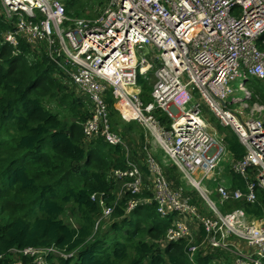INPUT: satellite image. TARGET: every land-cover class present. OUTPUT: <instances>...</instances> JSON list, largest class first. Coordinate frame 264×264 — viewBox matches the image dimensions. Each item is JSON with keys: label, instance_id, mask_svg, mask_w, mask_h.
I'll return each instance as SVG.
<instances>
[{"label": "built area", "instance_id": "2783aa9c", "mask_svg": "<svg viewBox=\"0 0 264 264\" xmlns=\"http://www.w3.org/2000/svg\"><path fill=\"white\" fill-rule=\"evenodd\" d=\"M0 14L11 22L3 39L15 46L21 37L32 47H42L62 72L63 82L88 102L89 113L81 122L84 138L100 136L122 147L124 166L112 167L108 174L119 182L121 195L131 194L125 212L150 200L161 216L173 211L162 238H186L189 259L200 244L233 248L232 264L264 259V213L249 219L240 206L220 208L230 200H253L254 181H247L244 191L221 182L211 189L205 184L214 165L229 154L222 135L199 107L204 104L217 124L229 127L243 145L242 157L230 161L231 168L243 175L251 169L264 190V110L262 116H252L241 105H229L236 97L232 80L239 78L240 90L248 77L264 80V0H103L100 10L88 17L67 14L63 0H0ZM148 72L152 83L145 101L136 76ZM107 90L118 97L127 119L144 130V172L128 157L125 138L110 126ZM156 109L171 118L168 125L156 117ZM150 138L203 199L202 208L166 177ZM143 189L150 194L132 196ZM91 198L101 216L111 214L118 199L106 204L98 193ZM190 222L202 230L199 242ZM230 238L243 241L245 250L235 249ZM17 251L25 259L14 257L10 264H47V253L65 254L53 245Z\"/></svg>", "mask_w": 264, "mask_h": 264}, {"label": "trees", "instance_id": "16d2710c", "mask_svg": "<svg viewBox=\"0 0 264 264\" xmlns=\"http://www.w3.org/2000/svg\"><path fill=\"white\" fill-rule=\"evenodd\" d=\"M81 1L78 8L74 6L79 0H63L65 12L81 16L89 0ZM9 28L11 22L0 14V264H10L14 257H21L17 250L25 246L50 245L65 254L47 253V264H232L228 260L219 263L215 249L221 248L208 245H198L189 259L186 238H162L173 211L161 216L150 200L137 202L125 212L126 198L131 195L128 191L113 204V235L107 238L104 233L93 232L100 209L91 195L98 193L104 203L112 204L114 195L107 172L124 166V151L100 136L84 138L81 122L89 113L88 102L63 82L62 72L42 47L33 50L21 37H17L15 46L4 40L3 33ZM149 75L150 72L146 77L136 76L145 101L150 99ZM260 81L253 77L244 80L249 89L248 103L264 105V83ZM110 94L107 90V105H111ZM49 99L63 105L67 117L50 109L46 105ZM155 115L168 125L163 111L156 109ZM226 128L222 134L224 145L230 161H236L242 157L244 147ZM132 159L146 171L140 158ZM162 169L176 185L178 178L171 175L177 171L175 166L170 162ZM248 173L234 171L229 164L226 185L244 191L246 182L254 181L253 200H230L220 208L240 206L247 216L260 217L264 213V190L249 168ZM212 177L207 182L212 184ZM185 192L193 194V201L195 193L188 189ZM149 194L150 190L143 189L141 194L132 196ZM68 204L78 212L76 224L70 217L62 218ZM259 264H264V259Z\"/></svg>", "mask_w": 264, "mask_h": 264}, {"label": "rangeland", "instance_id": "374dc122", "mask_svg": "<svg viewBox=\"0 0 264 264\" xmlns=\"http://www.w3.org/2000/svg\"><path fill=\"white\" fill-rule=\"evenodd\" d=\"M97 1H101V4H97ZM81 2H83V1L79 0V2L74 7L79 8ZM102 3H103V0H89L86 3L84 12H82L81 14L82 15H88V16L95 15L100 10ZM70 9L72 10V7ZM81 14H77V15H81ZM74 15L76 16V14H74ZM88 16H82V17H88ZM40 48L41 47H39V48L33 47L32 49L33 50H40ZM149 80L152 83V76L151 75H149ZM238 81H239V78H235L234 80L231 81V86L235 88L233 93H232V96H236L237 98H239V97L240 98L244 97V98L240 101L232 100L229 105L231 107L241 105L243 112L249 113L252 116H262L263 115L262 112L264 110V105L263 104H257L255 102L248 103L246 99L249 96V89H248L246 84H243V86H244L243 90L238 89L237 88ZM260 83H264V80H261ZM110 93H111L110 94L111 105H108V117H109L111 127L116 132H119V133H121L127 137L130 144H132V147L134 148L133 150H136V154L138 155V158H140L139 160L141 161L140 148H141V144L143 142V131L144 130H143L141 125L136 124L134 121L127 119L125 113L122 112L118 106V101H119L118 97L114 95L113 91H110ZM82 100L85 101V99H82ZM46 105L50 109H52L53 111L57 112L60 117H62V118L67 117L68 112H67L66 108L63 105L58 104L56 100L49 99L46 101ZM199 107H200L201 116L204 119H206L208 122H210L216 128V130L218 131V133L220 135H222L225 131H227V128H226L227 126L226 127H220L217 124V122L213 119V117H211L209 110L206 108V106L204 104L200 103ZM87 108H88V112H89V104L88 103H87ZM169 121L171 122V118H169ZM127 123H129V126H127ZM149 145L153 151L154 156L156 157V159L160 162V164L162 166H164L165 164H169L171 162V160L168 159L165 154H163V152L157 146V144L153 138L152 139L150 138ZM229 164H230V158L228 157V155H225V157L223 159L219 160L214 165V167L212 168V170L210 172V175L211 174L213 175V177H212L213 183L211 184L210 181L207 182V180L205 179V184H206L208 189H211L213 187V184L215 185L216 183H219V182L224 183V184L227 183L225 176H226V169H227ZM171 175L175 179L178 178V179H176L178 181L177 184L181 185L186 190L188 189L189 191H193V190H191V186L189 184L185 183V180L180 177L179 171L174 170V171H172ZM107 177L109 178V183H110V187H111L110 190H111L112 194L114 195V198L117 197L118 199H120L122 197V195H121V191H120L121 186H120L119 182H114L112 179H110V175L108 174V172H107ZM209 195L211 198H213V199L215 198L213 192L210 193ZM193 201L196 203V205L199 208H202L204 206L203 199L201 197L197 196L196 194H195V196H193ZM66 217H70L73 224H76L78 222V212L76 211V209H74L73 206H71V204L67 205L64 213L62 214V218L64 220ZM115 219L116 218L112 214H109L107 216H101L100 211H99V213L96 215L93 232L98 233V234L104 233L107 238H110L113 235L111 222L114 221ZM249 219H250V217H249ZM96 220H97V222H96ZM190 226L194 230H198L196 228L194 222H190ZM194 240L196 242H199V240H197L196 238H194ZM241 242H243V241H241ZM200 247L206 248L207 246H205V244H200ZM217 249H220V248L217 247ZM56 255H58V254L54 253V256H56ZM233 255H234V252L229 248H222L221 247L220 250L215 249V256L218 258L219 263L226 262L227 260L229 262H231L233 260Z\"/></svg>", "mask_w": 264, "mask_h": 264}, {"label": "crops", "instance_id": "0c3cea01", "mask_svg": "<svg viewBox=\"0 0 264 264\" xmlns=\"http://www.w3.org/2000/svg\"><path fill=\"white\" fill-rule=\"evenodd\" d=\"M126 145L128 148V157H130V158L133 157V158L137 159L138 156H136V150H133L134 148L132 147V144H130L128 139L126 140ZM191 229H192L193 237L196 238L197 240H200L201 232L199 231V229L198 228H197L198 230H194L193 228H191ZM230 240L235 242V244L233 243L235 249L243 250V251L245 250L246 246H245L244 242H240L237 240L235 241L233 238H230ZM231 250L233 251V248Z\"/></svg>", "mask_w": 264, "mask_h": 264}, {"label": "water", "instance_id": "95a60500", "mask_svg": "<svg viewBox=\"0 0 264 264\" xmlns=\"http://www.w3.org/2000/svg\"><path fill=\"white\" fill-rule=\"evenodd\" d=\"M244 81V80H243ZM244 97H239V98H237V97H234V99H230V102L232 101V100H237V101H240V100H242Z\"/></svg>", "mask_w": 264, "mask_h": 264}]
</instances>
